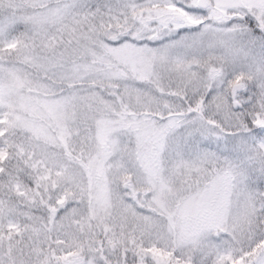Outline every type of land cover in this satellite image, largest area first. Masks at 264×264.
Instances as JSON below:
<instances>
[{"label":"snow or ice","instance_id":"6c2138e0","mask_svg":"<svg viewBox=\"0 0 264 264\" xmlns=\"http://www.w3.org/2000/svg\"><path fill=\"white\" fill-rule=\"evenodd\" d=\"M0 264H264V0H0Z\"/></svg>","mask_w":264,"mask_h":264}]
</instances>
